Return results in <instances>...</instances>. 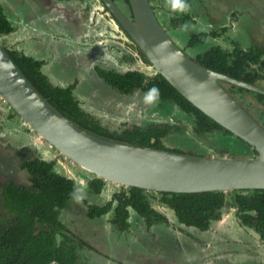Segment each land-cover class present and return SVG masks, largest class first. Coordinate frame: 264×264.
Instances as JSON below:
<instances>
[{"label": "flooded vegetation", "instance_id": "af4514ba", "mask_svg": "<svg viewBox=\"0 0 264 264\" xmlns=\"http://www.w3.org/2000/svg\"><path fill=\"white\" fill-rule=\"evenodd\" d=\"M149 2L156 18L169 35H174L173 30L178 27L180 29L175 31L192 29L193 23L198 22L194 0ZM174 2L184 7L173 8ZM0 4L13 27L10 32L0 34V41L6 52L11 57L16 52L41 62L40 68L47 74L48 80L53 85L69 87L85 115L97 119L105 128L120 130L134 125L142 128L156 125L158 130L165 129L167 132L160 137L165 149L201 155L236 154L245 157L256 154L249 144L243 143L244 140L241 141V138L231 132H199L196 117L176 101L160 100L158 97L149 101L140 96V93H143L140 88L126 93L107 81L101 70L120 74L128 70H139L145 77L158 75L141 70L138 60H148L117 17L118 14L127 20H134L129 0H111V6H108L105 0H0ZM186 16L188 17L185 19ZM181 18L183 20L177 24L175 20L179 21ZM174 38L175 42L182 46L178 37L174 35ZM184 50L194 59L192 51L187 47H184ZM71 59L72 62H68ZM96 84L103 86L104 93H99ZM79 89L85 94L81 95ZM131 109L138 111L129 114ZM207 138L210 141H206ZM15 139L17 141H13ZM52 148L0 99V214L8 215L2 203L1 190L4 184L11 181L15 185L29 184V174L27 169L21 166V161L35 155L47 161L55 160L53 169L71 178L75 186L68 204L59 213V219L65 227L63 231L75 237L77 244L74 250L78 258L87 257L85 263L77 261L80 264H92L89 260L91 253H104L100 249L97 250V246L90 243L88 238L89 233L98 231L93 230L89 223L96 218L88 215L89 204L109 205L106 212L98 216L105 218L103 228L106 227L107 230H131V227L138 223L148 232L147 229L155 225L159 226L154 229L156 235L170 233L177 243L179 242L178 245L182 246V251H186L184 246L198 245L195 264H216V261L222 258L220 255H230L227 253L230 247L237 250L239 257L235 259L236 262L264 264V236L252 224H245L238 205L234 204L232 199L226 200L219 208V217L213 218L208 228L201 229L179 221L174 210L159 201L161 195L150 191L148 199L151 206L164 215L166 220H160L156 216L148 226L146 217L135 209H129L126 218L128 227L121 230L115 226L113 220V210L118 205V198H114V195L120 194L125 186L105 182L101 190L95 193L89 186L95 175L75 164L70 172L69 162L64 161L65 159L61 161V155ZM10 150L15 153L13 157ZM55 165L61 166L57 168L59 171ZM18 175L21 178H18ZM160 206L170 209L168 211L171 214L167 216L165 212L160 211ZM68 207L78 214L72 216L67 210ZM100 225L102 227L101 223ZM210 233L214 235L209 238ZM161 251L166 254L170 264L180 263L178 250L174 252L169 248H161Z\"/></svg>", "mask_w": 264, "mask_h": 264}, {"label": "trees", "instance_id": "16d2710c", "mask_svg": "<svg viewBox=\"0 0 264 264\" xmlns=\"http://www.w3.org/2000/svg\"><path fill=\"white\" fill-rule=\"evenodd\" d=\"M177 20L175 22L178 24L183 18ZM12 29L10 20L0 4V34L8 33ZM226 29L227 27H222L219 33L215 28L192 32L186 45L188 47L205 45L209 36L215 37ZM193 57L204 66L247 82L259 85L264 80V47L244 48L238 42H232V47L226 48L220 43H212L205 49L197 51ZM11 59L47 101L80 127L118 142L164 148L160 137L167 133L165 129L158 130L156 125L143 128L134 125L120 130H109L97 119L85 115L69 87L53 85L40 68L41 62L16 52ZM101 71L110 84L126 93L140 88L149 94L150 89L156 86L158 93L155 97L160 100L176 101L187 112L193 114L197 120V130L201 133L206 134L214 130L230 133L188 101L160 74L145 77L139 70H128L122 74ZM221 82L225 83L223 85L226 89L237 97L236 99L257 120L264 121L263 93L229 82ZM243 143L248 145L245 141ZM54 163L55 160L47 161L36 155L28 157L20 164L27 169L29 184L15 185L12 181L4 184L1 190L2 203L8 215L0 214V264H80L74 250L77 244L75 237L63 231L65 227L59 219L61 209L68 204L74 193V182L55 171ZM104 183L102 178L94 176L89 186L96 193L101 190ZM148 193L150 191L134 186L122 188L120 194L115 193L114 198H118V205L113 210L115 215L113 220L117 228L123 230L128 227L126 218L129 209H135L146 217L148 226L152 223L153 217L166 220L164 215L151 206ZM152 193L161 195L159 201L172 208L179 221L201 229L208 228L212 219L219 217V208L230 198L238 205L245 224H252L264 236V189ZM108 208L109 205L89 204L88 215L92 218L98 217Z\"/></svg>", "mask_w": 264, "mask_h": 264}, {"label": "water", "instance_id": "95a60500", "mask_svg": "<svg viewBox=\"0 0 264 264\" xmlns=\"http://www.w3.org/2000/svg\"><path fill=\"white\" fill-rule=\"evenodd\" d=\"M111 6V0H105ZM134 20L118 15L148 62L199 110L247 142L252 156L201 155L118 142L92 133L65 117L23 75L0 41V99L59 155L117 186L151 192H228L264 189V125L221 81L264 94V87L216 71L182 50L156 18L149 0H129Z\"/></svg>", "mask_w": 264, "mask_h": 264}, {"label": "rangeland", "instance_id": "374dc122", "mask_svg": "<svg viewBox=\"0 0 264 264\" xmlns=\"http://www.w3.org/2000/svg\"><path fill=\"white\" fill-rule=\"evenodd\" d=\"M193 3L198 22L195 21L192 29H183V32L175 31L180 29L179 27L175 30L172 29L173 32H175L174 35L177 36L178 40L182 43V46L176 43L181 49L183 48L182 50H184V47H187L194 55L197 51L205 49L212 43H220L226 48H231L232 41L238 42L239 45L244 48L253 45L261 48L264 47V0H194ZM222 27H227L226 31L215 37L209 36L207 44H199L194 47H188L186 45V41L192 32L206 31L215 28L219 33L221 32ZM174 35L170 34L169 36L174 40ZM184 51L191 56L187 50ZM68 62H72V59L68 60ZM96 85L99 93H104L103 86H99V84ZM260 85L264 87V80ZM79 90H81V95L85 94L82 89ZM140 94L142 98L147 95L144 92ZM250 100L251 98H249V101ZM137 111L138 110L131 109L129 114H134ZM140 111L141 110H139V112ZM258 121L264 125V121ZM124 122H126V120H124ZM205 140L210 141L208 138ZM13 141H17V139ZM24 142H27V140H24ZM13 153L14 152L10 150L11 157L15 155V153ZM234 155L238 156L236 154ZM60 157L59 159L62 161L63 158ZM61 161L60 164L64 167ZM68 164V169L71 172V167L75 165L71 162ZM60 167L61 166L55 165L56 169H59ZM63 170H65V172L67 171L65 167ZM23 174L26 175V173ZM18 178H21L20 175H18ZM158 209L165 212L167 216L171 214V212L168 211L170 209L167 210L165 207L160 206ZM67 210L72 216L78 214L72 212L69 207ZM66 219L68 220V218ZM70 219H72V217H70ZM104 220V217H96L91 222L89 221L93 230L98 229L96 232L89 233L90 237L88 238H90V243L97 246V250L100 249L104 252L102 255H93L91 253L89 260L92 264H170L168 257L163 251H161V248H169L174 250V252L178 250L180 255L179 264H195L197 260L195 257H197L196 254L199 250L198 245L190 244V247L184 246L183 249L186 251H182V246L180 247L178 245L179 242L177 243V240L174 239L170 233L156 235L154 229L159 226H152L150 229H147L148 232L142 229L141 225L138 223L133 225V229H136L138 232L132 229L126 231H119L114 228L107 230L106 227L103 228ZM73 221L76 222L75 220ZM67 223L70 224L71 222L68 220ZM100 223L102 224V227ZM213 235L210 233L209 238L213 237ZM227 253L230 255H220L219 257L222 258L219 261H216V264H240L235 261V259L239 257L236 249L230 247ZM82 254H84V251ZM86 258L87 257L85 256V258L82 259V257L79 256L78 261L85 263ZM251 264L256 263L251 262Z\"/></svg>", "mask_w": 264, "mask_h": 264}, {"label": "clouds", "instance_id": "9594fccd", "mask_svg": "<svg viewBox=\"0 0 264 264\" xmlns=\"http://www.w3.org/2000/svg\"><path fill=\"white\" fill-rule=\"evenodd\" d=\"M177 6H179V7H184V5H182V4H181V5H178L177 2H174V3L172 4V7H173V8H176ZM157 74H158V73H157ZM143 92H144V91H143ZM144 93H146V92H144ZM157 93H158V88H157L156 86H153L152 89H150L149 94L145 96V99L151 101V100L155 99V94H157ZM56 152H57V151H56Z\"/></svg>", "mask_w": 264, "mask_h": 264}, {"label": "crops", "instance_id": "0c3cea01", "mask_svg": "<svg viewBox=\"0 0 264 264\" xmlns=\"http://www.w3.org/2000/svg\"><path fill=\"white\" fill-rule=\"evenodd\" d=\"M232 42H234V41H232ZM253 46H256V45H253ZM131 229L134 230V231H137L136 229H133V226L131 227ZM191 237H193V236L191 235Z\"/></svg>", "mask_w": 264, "mask_h": 264}]
</instances>
